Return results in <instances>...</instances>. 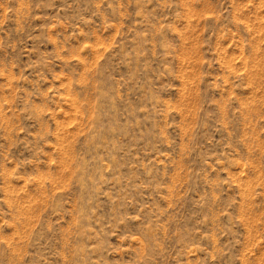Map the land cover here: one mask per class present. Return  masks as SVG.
<instances>
[{
  "label": "rangeland",
  "instance_id": "374dc122",
  "mask_svg": "<svg viewBox=\"0 0 264 264\" xmlns=\"http://www.w3.org/2000/svg\"><path fill=\"white\" fill-rule=\"evenodd\" d=\"M0 264H264V0H0Z\"/></svg>",
  "mask_w": 264,
  "mask_h": 264
}]
</instances>
